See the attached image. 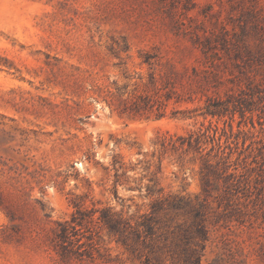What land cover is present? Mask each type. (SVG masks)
I'll list each match as a JSON object with an SVG mask.
<instances>
[{"label": "rangeland", "instance_id": "obj_1", "mask_svg": "<svg viewBox=\"0 0 264 264\" xmlns=\"http://www.w3.org/2000/svg\"><path fill=\"white\" fill-rule=\"evenodd\" d=\"M187 1L0 0V264H264V0ZM207 39L222 84L167 98ZM103 209L155 233L124 245Z\"/></svg>", "mask_w": 264, "mask_h": 264}, {"label": "trees", "instance_id": "obj_2", "mask_svg": "<svg viewBox=\"0 0 264 264\" xmlns=\"http://www.w3.org/2000/svg\"><path fill=\"white\" fill-rule=\"evenodd\" d=\"M182 0H180L181 2ZM190 3V0L187 1ZM187 2H182L183 7L188 9L189 6ZM211 49V46L208 42L203 43L202 46V52L205 56L206 65H204L203 68L198 69L197 67H192L191 74L187 76V81L184 82L182 79V76L179 77H166L165 81L163 82L162 89H165V96L167 98H170L172 94L177 93V96L180 98L184 95L191 96L195 93H203L206 94V92L210 88H218L222 84V76L221 73L215 68L217 65V61L221 59V56L218 54V52H211L208 53ZM151 58L150 55L146 56V61ZM185 72L183 71V76H185ZM209 102L205 106L206 113L208 114H219L221 110L225 109V105L229 102L227 100V103H224L219 98H208ZM148 100H144L142 104H136L135 108L148 107ZM234 105V104H233ZM235 107V106H234ZM200 137L197 135L193 138V133H189L187 137L183 136H177V138L174 140L172 136L164 137L162 138L160 144L163 150H166L168 148L177 150L178 148H182L184 146L188 148H199L200 144ZM163 207L152 205V211L151 213H155L158 209H162ZM77 213L81 214L79 217L80 223L83 219L85 214L81 212L77 208ZM198 215V214H197ZM196 215V217H197ZM76 217L74 216L70 223L67 221L58 222L57 226L58 229L55 231V239L63 240L65 241L66 238L70 235V233L76 234V225L73 224V220ZM101 221H104L106 224L108 230L112 232L114 235L118 237V239L124 244L128 245L131 241L132 242H142V244H146L148 240H151V237L155 233V224L158 222L157 219L153 217V215H143L141 216L140 220L136 222L135 224H132L130 221L121 218L119 215L110 213L108 210H101L100 216ZM192 227L195 234L199 236H204L206 234V230L204 229V225L202 224V221H192ZM56 244V240H55ZM60 247L62 250L66 249L65 245L60 244ZM79 246L76 247V249L70 250L73 254H76L78 256H81L83 253L79 251ZM200 256L201 255H195V256H189L188 261L190 263H198L200 262Z\"/></svg>", "mask_w": 264, "mask_h": 264}]
</instances>
